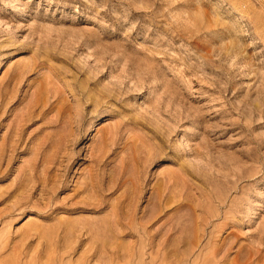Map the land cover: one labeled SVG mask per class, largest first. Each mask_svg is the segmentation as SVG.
Returning a JSON list of instances; mask_svg holds the SVG:
<instances>
[{
	"label": "rangeland",
	"instance_id": "rangeland-1",
	"mask_svg": "<svg viewBox=\"0 0 264 264\" xmlns=\"http://www.w3.org/2000/svg\"><path fill=\"white\" fill-rule=\"evenodd\" d=\"M0 264H264V0H0Z\"/></svg>",
	"mask_w": 264,
	"mask_h": 264
}]
</instances>
